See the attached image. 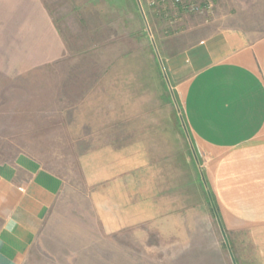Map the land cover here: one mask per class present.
I'll list each match as a JSON object with an SVG mask.
<instances>
[{"label":"rangeland","instance_id":"1","mask_svg":"<svg viewBox=\"0 0 264 264\" xmlns=\"http://www.w3.org/2000/svg\"><path fill=\"white\" fill-rule=\"evenodd\" d=\"M95 2L0 0V161L26 153L65 181L25 264H264L212 217L165 65L197 24L264 36V0Z\"/></svg>","mask_w":264,"mask_h":264},{"label":"crops","instance_id":"2","mask_svg":"<svg viewBox=\"0 0 264 264\" xmlns=\"http://www.w3.org/2000/svg\"><path fill=\"white\" fill-rule=\"evenodd\" d=\"M95 1L83 0L84 10L96 8ZM104 11L100 19L108 21ZM82 14L81 23L98 21ZM196 27L183 45L165 44L173 52L166 69L175 84L185 85L184 118L204 152L195 182L219 228L248 239L264 260V36L237 26ZM64 184L29 154L0 161V264L27 262Z\"/></svg>","mask_w":264,"mask_h":264},{"label":"built area","instance_id":"3","mask_svg":"<svg viewBox=\"0 0 264 264\" xmlns=\"http://www.w3.org/2000/svg\"><path fill=\"white\" fill-rule=\"evenodd\" d=\"M193 6L195 5L193 4ZM205 8L207 9L208 12L212 11V7L209 5L208 2H206Z\"/></svg>","mask_w":264,"mask_h":264}]
</instances>
